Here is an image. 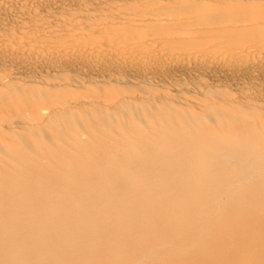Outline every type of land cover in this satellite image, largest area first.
<instances>
[{
  "label": "bare ground",
  "instance_id": "1",
  "mask_svg": "<svg viewBox=\"0 0 264 264\" xmlns=\"http://www.w3.org/2000/svg\"><path fill=\"white\" fill-rule=\"evenodd\" d=\"M0 264H264V0H0Z\"/></svg>",
  "mask_w": 264,
  "mask_h": 264
}]
</instances>
